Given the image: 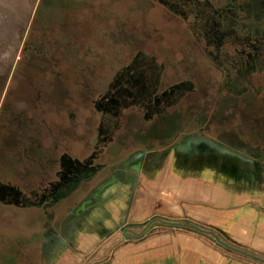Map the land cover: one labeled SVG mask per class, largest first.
I'll return each instance as SVG.
<instances>
[{
	"label": "rangeland",
	"instance_id": "1",
	"mask_svg": "<svg viewBox=\"0 0 264 264\" xmlns=\"http://www.w3.org/2000/svg\"><path fill=\"white\" fill-rule=\"evenodd\" d=\"M42 7L70 11L71 20L88 24L91 34L76 36L74 46L66 51L65 56L58 58L62 54L61 49L55 52L58 46L50 48L51 45L44 40L48 39L49 32L43 30ZM255 18L258 19L254 21ZM263 18L264 0H0V182L10 181L12 177L14 181L11 180V183L22 191L35 193V189L41 191L54 180L52 172L58 170L57 163L62 154L83 159L99 151L98 144H105L107 148L92 163L94 166H105L96 175V180L79 187L76 195L62 199L57 206L54 205L57 201L42 204L34 201L35 204L24 207L0 203V228L18 229L22 236H26L27 230L41 226L40 240L46 234L45 242L50 241L51 236L57 241L48 247L47 264H60L63 257L67 260L66 264H98L100 258L107 263L114 260L115 252L132 240L123 243L115 241L107 246L102 257L94 258L90 263L88 255L97 251L99 242L89 248L90 241L82 239V236L78 240L75 238L77 232L78 236L84 233L82 223L88 212L86 208L88 210L96 203L95 196L87 200L81 206L82 210L70 220V227L76 226V231L71 228L60 230V226L76 210L78 201L88 196L99 185L97 183L112 175L113 169H117L125 157L138 149L149 150L160 146L159 143H150L143 134L148 130V124L143 121L148 120L149 111L133 107L119 118L118 126L117 116L121 115V111L112 109L102 114L94 107L97 96L106 90L112 75L135 61L134 71L143 70L148 76L168 73L164 85L157 92L172 84L186 82L185 89L195 91L190 95V101L203 94L209 99L204 103L203 117L191 122L190 127L203 130L206 123L218 127L220 120L214 117L219 119L222 116L235 143L239 131L233 124L237 123V114L241 110L231 102H221L216 107L222 75L210 72L209 67L213 64L222 70L230 66L232 59L244 62V58L239 59L238 51L248 52L249 41H260L264 49ZM49 39L52 40V37ZM226 39L233 42L232 48L237 53L221 48V42ZM30 43L32 46L27 48ZM25 51L37 61L20 63L24 60ZM16 76L22 77L17 84L23 83L24 91L21 90V102L13 105L14 100L9 96L18 80ZM263 78L254 79L257 82L251 92V96L259 92L254 102H259L261 110L264 108L261 103ZM118 86L121 84L115 85V89ZM125 100L123 102L127 103ZM253 103L243 105L248 109L249 118L251 110L256 107ZM177 109L179 117L194 111L191 106L180 103ZM152 127L149 124V128ZM204 133L212 142L219 136L209 131ZM253 140L252 135L247 139L251 144ZM13 147L17 149L15 153L11 150ZM207 150L198 156V175L190 170L189 161L176 162L178 171H188L184 174L188 178L183 180L197 176L201 183H209L210 169L217 168L220 160L211 161L212 151ZM173 152V147L167 150L164 162L173 161ZM194 159L192 163L196 161ZM8 168L14 175L8 172ZM155 169L147 174H154ZM145 178H148L147 182L152 181L150 177ZM212 179L214 186L222 183L221 171L216 172ZM111 184L106 192L116 185ZM71 188V185L63 187L60 194L68 193ZM208 192L209 188H205L204 196L207 197ZM205 201L201 197L200 202L205 207L201 209V221L184 214L179 218L180 226L173 228V224L169 223L168 231L185 234L179 239L189 255L201 244L205 264L212 260L211 256L216 257L218 264L225 261L228 255L242 263L246 260L244 256L230 251L227 245L238 250L241 247L233 246L228 242L225 231L210 224L208 212L211 205L208 200ZM33 214L36 219L32 218ZM136 227L125 225L126 229L141 230ZM158 229L159 226L149 228V235ZM62 242L66 244L63 246ZM253 264L264 263L253 259Z\"/></svg>",
	"mask_w": 264,
	"mask_h": 264
},
{
	"label": "crops",
	"instance_id": "2",
	"mask_svg": "<svg viewBox=\"0 0 264 264\" xmlns=\"http://www.w3.org/2000/svg\"><path fill=\"white\" fill-rule=\"evenodd\" d=\"M11 150L15 153L17 149L13 147ZM166 152L161 150L150 153L151 157L142 156L130 166L121 168L118 177L96 190V203L88 210L85 207L88 211L82 223L85 234L78 236L77 232L75 236L77 240L82 236V239L90 241L89 248L99 242L96 252H88V261L102 257L107 246L115 241L123 243L132 240L115 252V259L110 263L99 257L98 264H205L201 244L189 255L179 239L185 234L168 231L169 223L173 224V228L180 226L178 221L184 214L201 221V209H205L200 202L202 197L211 205L208 212L210 224L225 231L228 242L235 247L239 245L241 250L229 245L227 248L241 253L246 259L239 263L235 257L228 255L225 261L218 264H253V259L264 263V162L260 153L248 150L243 145L227 143L222 150L221 164L217 163V168L210 169V181L203 184L197 176L183 180L188 178L184 177L188 171H178L176 162L181 164L187 161L174 151L173 161L166 163ZM67 155L70 160L75 159ZM215 159L211 161L215 162ZM196 162H190V170L198 175ZM154 169V174H147ZM7 170L12 173L9 168ZM220 171L223 182L214 186L212 177ZM145 177L152 178V181L147 182L148 178ZM9 179L3 185L9 183L15 186L11 183L14 179ZM111 183L116 185L106 192ZM205 188H209L207 197L203 193ZM82 207L68 215L60 230L67 226L71 228L70 220ZM126 224L137 226L136 229L140 227L141 230L126 229ZM156 226L160 229L149 235ZM45 235L42 240H45ZM65 244L62 242L63 246ZM211 259L207 264H217L215 256H211ZM61 261L60 264H66L67 260L63 257Z\"/></svg>",
	"mask_w": 264,
	"mask_h": 264
},
{
	"label": "flooded vegetation",
	"instance_id": "3",
	"mask_svg": "<svg viewBox=\"0 0 264 264\" xmlns=\"http://www.w3.org/2000/svg\"><path fill=\"white\" fill-rule=\"evenodd\" d=\"M257 19L258 18H255L254 21ZM262 24H264V21ZM233 46L234 44L231 40L226 39L221 42V48L226 51L231 49L232 53H237V51L232 48ZM249 47L250 48L247 49L248 52L239 53L238 51L239 59L244 58V62L240 60L237 62L235 59H232L231 64H229L230 66L222 70H219L217 66L213 64L209 67L210 72L218 76L222 75V82L219 88L220 94L217 99L216 107H219L221 102L223 104H230L231 102L235 103L236 107L241 110V112L238 111L239 114H237V116H239V118L237 117V123L235 122V124H233L239 131L237 137L238 142L235 140V143L233 142L235 138L229 134L228 125L222 120V116H219V119L214 117V119L220 120V126L212 127V125L208 123L203 126L204 131L217 133L216 135H219L214 142L205 137L203 130H194L190 127V123L196 121L195 119H202L204 103L206 104L209 99L207 100L205 96L201 94L202 96L198 95L190 101L189 97L191 94H194L195 91L185 89L184 84L186 82L172 84L161 92H157L156 90L164 85V80L168 73L166 72L165 75L154 74L153 76H148L143 70L139 69V71H134L135 61L131 64H127L120 72H116L112 75L111 82L107 85L106 90L103 94H99L97 100L94 101L95 109L102 112V114L109 113V110L112 109L120 110L121 115L117 116L118 126L119 118H121L123 114H128L133 107L140 110L145 109L147 112L149 111L150 115L147 117L148 120L143 121L148 124V130L147 132L144 131L143 134L150 140V143H159L160 147H152L149 148V150L143 148L138 149L125 157L118 168L113 169L112 175L105 177L97 183L99 185H97L88 196L81 198L75 208H80L87 200L90 198L92 199L100 186L108 184V182L119 176L121 168L135 163L139 155L142 157L155 151H167L173 147L178 157L185 158L186 161L192 162L194 157H196L194 161L199 159L198 156L203 153V150L208 149L212 151V158L215 157L220 160L223 147L227 145V143H230L234 145H243L248 150L259 152L261 159H264V108L261 110L259 102H254V99L257 100L259 96L258 91L255 92V96H251L254 83L256 84L257 82V80L254 82V79L264 76V49H262L261 42L258 40L253 42L249 41ZM193 82L195 81L193 80ZM119 83L121 86L115 89V85L117 86ZM209 96V98H212L211 95ZM124 98L127 103L123 102ZM261 99L263 100L261 103L264 105V93ZM251 102H254L253 106L257 108L255 107V109L251 110V117L249 118V114L247 115L248 109L243 107V105ZM179 103L183 106L184 104L191 106L194 111L192 113H186L183 117H179L176 115L178 114L177 105ZM186 120H188V122ZM140 122L142 121L140 120ZM149 124H152L153 127L149 128ZM223 130L224 132H221ZM250 135H252L254 139L252 144L247 141ZM109 141L111 140L109 139ZM104 145L98 144L97 147L100 148H98L99 151L96 150L92 155L83 159H71L70 161L66 153L62 154L58 159V170L56 172L53 170L52 172L54 180L48 182L46 184L47 186L41 189V191L38 188L34 190L35 193H26L17 186L5 183L4 186H11L15 191H5L3 194L0 193V203L24 207L28 204H35L34 201H36L37 204L57 201L54 203V205L57 206L62 199L76 195L80 190L78 189L79 187H83L96 180V177H98L96 175H98L105 166H94L92 163L95 157L104 154L107 149ZM149 156L151 157L152 155ZM61 157L63 159H61ZM0 185H3V183ZM69 185L72 186L71 190L68 193L60 194V189L63 187L66 188ZM64 221H66V219ZM66 228H68V226L65 228L63 227L64 230H66ZM49 240L50 241L45 242L47 248L54 242H57L52 239V237H49ZM46 258L48 259V257Z\"/></svg>",
	"mask_w": 264,
	"mask_h": 264
},
{
	"label": "trees",
	"instance_id": "4",
	"mask_svg": "<svg viewBox=\"0 0 264 264\" xmlns=\"http://www.w3.org/2000/svg\"><path fill=\"white\" fill-rule=\"evenodd\" d=\"M43 8L42 25L44 32H49L48 39H44L47 44H50V48H56L55 52L61 49L62 54L58 55L60 58L68 49L73 47V43H76V36H86L90 33V26L86 23L76 22L71 20L70 11L64 8ZM40 11V9H39ZM38 11V12H39ZM80 11V10H79ZM38 21V17L36 19ZM39 22V21H38ZM52 37V40L49 38ZM41 46V44H38ZM30 43L27 48L31 47ZM25 57V58H24ZM23 59L20 63L31 64L37 61L33 57H30L29 52L25 51ZM64 60V59H62ZM17 82L14 86V90L11 91L9 98L13 99V105L21 102V90H23V83L17 84L22 80V77L16 76ZM29 86V84H26ZM32 218L36 219V215H32ZM40 226V224H39ZM43 228L37 226L33 230H27V235L22 236L20 230L16 229H4L0 228V264H45L47 261L48 248L45 246V241L40 240ZM38 231V232H37ZM37 232V233H36ZM36 234H39L36 235Z\"/></svg>",
	"mask_w": 264,
	"mask_h": 264
},
{
	"label": "water",
	"instance_id": "5",
	"mask_svg": "<svg viewBox=\"0 0 264 264\" xmlns=\"http://www.w3.org/2000/svg\"><path fill=\"white\" fill-rule=\"evenodd\" d=\"M175 88H177V87H175ZM140 157H141V155H139V156L137 157V159H140ZM61 159H63V158L61 157ZM70 161H71V160H70ZM5 191L14 192L15 189H14L13 187H11V186L0 185V193L3 194V193H5ZM219 243H221L223 246L225 245V243H223V242H221V241H219Z\"/></svg>",
	"mask_w": 264,
	"mask_h": 264
},
{
	"label": "bare ground",
	"instance_id": "6",
	"mask_svg": "<svg viewBox=\"0 0 264 264\" xmlns=\"http://www.w3.org/2000/svg\"><path fill=\"white\" fill-rule=\"evenodd\" d=\"M205 169V168H204Z\"/></svg>",
	"mask_w": 264,
	"mask_h": 264
}]
</instances>
